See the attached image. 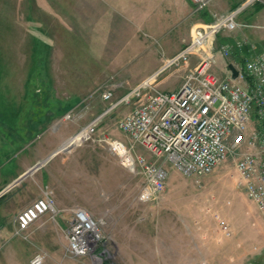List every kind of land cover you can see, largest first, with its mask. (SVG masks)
I'll return each instance as SVG.
<instances>
[{"label":"rangeland","instance_id":"rangeland-1","mask_svg":"<svg viewBox=\"0 0 264 264\" xmlns=\"http://www.w3.org/2000/svg\"><path fill=\"white\" fill-rule=\"evenodd\" d=\"M1 1L0 186L27 163L23 153L26 146L35 148L34 151L43 146L45 149L57 146L70 132L74 133L71 137L75 136L152 77L160 91L178 90L204 56V49L198 52L195 68L181 61L170 64L190 43L194 23H204L206 11L196 12L192 0H64L62 34L65 40L74 41L71 48L80 56L69 58L75 62L69 63L74 70L69 75L66 69H57L61 59L56 47L50 57L38 56L33 51L31 32L35 28L26 18L28 4L13 3L17 10L11 13L8 0ZM240 1L233 11L239 10L237 20L242 26L236 31L222 30L214 40L210 39L213 50H217L211 71L220 77H225L227 64L234 61L236 53L241 54L238 56L241 60L264 53V0ZM95 37L97 46L102 43L106 50H97L98 56L93 58L88 56L92 55L89 41ZM238 40L246 42L243 50L223 57L221 48L234 46ZM158 63L159 69L148 73ZM46 64L49 73L43 70ZM107 92L113 93L109 101L103 99ZM145 95L144 91L142 96ZM56 98L73 105L64 107L58 116L49 117L45 134L39 128L36 130L35 125L32 133L35 136L31 138L27 129L37 122L30 118V112L39 108L35 103ZM142 102L137 98L129 103L123 101L101 118L91 141L67 150L65 145L70 137L58 150V158L65 161L53 195L79 203L73 209L84 208L100 222L104 236L99 250L102 264H231L229 260L238 258L262 264L264 221L238 184L236 155H229L214 173L202 178L185 176L167 163L168 178L162 196L153 202L140 200L145 179L121 163L109 142L130 146L129 138L119 129V121ZM48 103L45 109L58 106ZM68 114L71 119L66 118ZM136 151L150 158L147 152ZM37 165L28 172L38 176L25 178L7 196L18 190V197L31 195L32 187L39 184ZM70 211L65 219L67 230ZM43 240L54 244L51 238ZM56 241L52 258L48 250H37L45 254L44 264H91L89 258L69 260L64 255L65 238L61 236ZM203 244L204 261H201L199 247ZM169 253L173 255L169 257Z\"/></svg>","mask_w":264,"mask_h":264},{"label":"built area","instance_id":"built-area-1","mask_svg":"<svg viewBox=\"0 0 264 264\" xmlns=\"http://www.w3.org/2000/svg\"><path fill=\"white\" fill-rule=\"evenodd\" d=\"M255 1L259 0H247V3ZM192 2L195 11L202 12L211 0ZM238 14L239 10L213 15L211 22L192 29L190 43L170 64L187 62L203 49L204 56L178 90L160 91L153 82L146 81L71 137L65 145L67 150L91 141L101 118L120 103L141 99L143 102L119 121V129L129 138L130 146L118 141H110L109 146L129 171L139 172L145 179L140 193L142 202L156 201L164 193L168 178L165 164H171L185 176L202 178L214 173L233 154L237 156L238 184L264 221V53L234 64L238 72L236 77L229 67L225 77L211 71L215 53L210 39L214 40L222 30L231 32L240 28ZM245 43L238 40L234 46H223V57L242 51ZM144 91L146 95L142 96ZM112 96V92H107L103 99L109 101ZM66 118L71 119V114ZM77 137L83 138L82 141L70 145ZM139 149L147 152L150 158L138 154L136 150ZM70 212L66 255L102 264L99 250L104 236L100 222L84 208ZM45 214L53 218L59 214L52 191H46L43 197L18 214L17 234L27 231ZM224 230L229 234L227 227ZM45 257L38 254L31 264H44Z\"/></svg>","mask_w":264,"mask_h":264},{"label":"crops","instance_id":"crops-1","mask_svg":"<svg viewBox=\"0 0 264 264\" xmlns=\"http://www.w3.org/2000/svg\"><path fill=\"white\" fill-rule=\"evenodd\" d=\"M18 1H21L22 4L24 3V5L28 4V12H26V18L28 19V21L30 20L32 22L30 25L35 28V30L31 32L33 51L38 56L43 55L46 57H50L51 53H53V49L56 47L59 52L58 58L61 59L59 62L61 65H57V69H64V71L66 69L65 72L68 74L70 73L69 75H72V73H74V70L71 69L72 65H69V63L73 64L75 62L74 60H69V58H79L80 56L78 53L73 51L74 49L72 50L71 48L74 41H70L69 39L65 40L62 34V31L65 30L63 24L65 1L36 0V2L32 3L33 1L31 0H8V9L10 12L12 10H17L16 5L14 7L13 3L17 4ZM0 2L2 1L0 0ZM241 2L242 1L240 0H211L209 7L205 10L206 14L204 15V21L202 20L204 23H202L201 21H196L194 23V27L211 22L213 20V15L228 14L229 12L233 11L238 5H240ZM8 16L10 17V19L11 17L13 18L10 13L8 14ZM95 32H97V30ZM35 33L38 36L35 35ZM89 42V48L91 49L92 55L88 53V56L96 58L98 56L97 50L101 52L106 50V46L102 43L97 46L96 37ZM209 49L210 47H208V50ZM213 51L214 53L217 52L216 49H214ZM99 55H103V53H100ZM196 55L199 56L198 54ZM196 55H192L185 63L190 68L196 67ZM235 55L236 56H234V61L227 64V67L236 64V62L238 63V60H240L238 56L240 57L241 54L238 52ZM66 59L68 60L67 62ZM159 65L160 63H158V65L148 73H151L153 71L155 72V70L159 69ZM49 68L50 67L46 64V66L43 67L44 72L49 73ZM147 75L148 74H146L141 81L146 79ZM79 80L80 79L78 78V81ZM86 81L87 79L85 80V83ZM141 81L139 83H141ZM147 81L149 83H152L154 81V77L148 79ZM48 102H52V105L55 104L56 106H60L59 108H57V106L54 107V109H45V107L49 104ZM48 102L39 101V103H35L34 106L37 107V105L39 104V108L34 109L30 112V118L40 123L36 124V122L34 125L28 127L27 134H30L31 138L35 136L32 134L35 125H37L35 126L36 130L37 128H39V131L42 130V134H45L48 131V128L46 126H49V117L58 116L60 112L62 113L63 110L66 109L64 107L73 105L63 98L52 99ZM77 105H80V103ZM81 128L82 127L80 126L79 129ZM64 130L67 131V129ZM71 133L72 132L66 135V138H64V140H62L57 146H54L50 149H45L43 146L42 149H37L34 151L35 148L26 146L23 150V153H26L27 163L23 166L21 165L22 167L20 166V168L18 167V170H16L14 176H10L8 179H5V181L3 182L4 184L0 186V264H31L33 258L36 255L40 254L37 252L38 249L48 250L49 258H52L53 255L51 254V251L56 248V240H60L61 236H63L67 241L66 235L68 230L66 229L65 219L67 217L68 211L80 205L75 201L68 202L66 200L60 199L58 196L55 198V196L53 195L56 201V206L59 210V214L55 218H53L50 214L43 215L40 220L34 223L22 235L17 234L18 225L16 218L23 209L27 208L37 199L43 197L46 191H52V193L54 194L53 187L56 186V183H60V178L63 172L62 170L65 161L64 159L58 158L59 153L57 151L71 137V135L74 134ZM63 135L65 136L64 133H62V136ZM46 142V144L48 145V141ZM35 165H37L36 168L40 167V175L36 179L39 184L35 183L37 186L32 187V189L30 190L31 195L27 198L21 196L18 197V193L20 192L18 190V192L11 197L7 196L8 192L13 188L20 186V184L24 182L25 178H28L29 176H38V173L34 175L32 171L28 172ZM32 186L34 185L32 184ZM32 236L34 238L39 237V239L33 241ZM43 238L53 239L54 244H46ZM201 246V248L199 247V249L201 250V261H204V244ZM64 255H66V253H64ZM168 255L169 257H171L173 254L169 253ZM68 258L69 260L73 259L70 257ZM229 261L231 262V264H258L257 260L252 259L238 258ZM262 264H264V262Z\"/></svg>","mask_w":264,"mask_h":264},{"label":"water","instance_id":"water-1","mask_svg":"<svg viewBox=\"0 0 264 264\" xmlns=\"http://www.w3.org/2000/svg\"><path fill=\"white\" fill-rule=\"evenodd\" d=\"M229 69L231 70L234 77H236L238 75V72L233 65H230ZM58 153H59V151H58Z\"/></svg>","mask_w":264,"mask_h":264},{"label":"bare ground","instance_id":"bare-ground-1","mask_svg":"<svg viewBox=\"0 0 264 264\" xmlns=\"http://www.w3.org/2000/svg\"><path fill=\"white\" fill-rule=\"evenodd\" d=\"M80 138H81V137H79V138L77 137V138H75V139H72V140H71L72 142L70 141V142H71L70 145H73V144H76V143L79 144V143L82 141V139H83V138H82V139H80Z\"/></svg>","mask_w":264,"mask_h":264}]
</instances>
